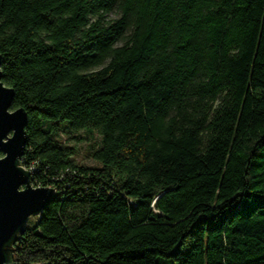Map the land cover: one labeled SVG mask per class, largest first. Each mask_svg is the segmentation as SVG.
Here are the masks:
<instances>
[{
	"label": "trees",
	"instance_id": "obj_1",
	"mask_svg": "<svg viewBox=\"0 0 264 264\" xmlns=\"http://www.w3.org/2000/svg\"><path fill=\"white\" fill-rule=\"evenodd\" d=\"M0 55L55 191L12 264H264V0H0Z\"/></svg>",
	"mask_w": 264,
	"mask_h": 264
},
{
	"label": "water",
	"instance_id": "obj_2",
	"mask_svg": "<svg viewBox=\"0 0 264 264\" xmlns=\"http://www.w3.org/2000/svg\"><path fill=\"white\" fill-rule=\"evenodd\" d=\"M13 98L0 69V264H12L13 245L29 218L55 197L53 188L33 186L31 173L21 165L27 113L22 107L11 108Z\"/></svg>",
	"mask_w": 264,
	"mask_h": 264
},
{
	"label": "rangeland",
	"instance_id": "obj_3",
	"mask_svg": "<svg viewBox=\"0 0 264 264\" xmlns=\"http://www.w3.org/2000/svg\"><path fill=\"white\" fill-rule=\"evenodd\" d=\"M83 136L85 138L84 134ZM95 140H97V137H95ZM69 143L76 147L77 153L74 156V158L77 162L82 163V164H92L93 163L88 153V147L90 145V142L88 139L69 140ZM30 218L33 219L34 217H30Z\"/></svg>",
	"mask_w": 264,
	"mask_h": 264
},
{
	"label": "built area",
	"instance_id": "obj_4",
	"mask_svg": "<svg viewBox=\"0 0 264 264\" xmlns=\"http://www.w3.org/2000/svg\"><path fill=\"white\" fill-rule=\"evenodd\" d=\"M21 162V161H20ZM21 165H22V163H21ZM23 166V165H22ZM25 169H27L31 174H32V170H33V167H29V168H27V167H25V166H23ZM33 185V184H32ZM34 186V185H33ZM35 187H40V186H35Z\"/></svg>",
	"mask_w": 264,
	"mask_h": 264
}]
</instances>
